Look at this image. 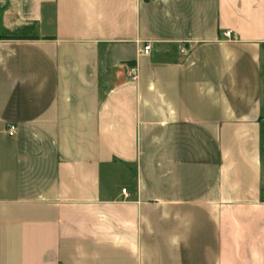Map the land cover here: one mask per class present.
Wrapping results in <instances>:
<instances>
[{
  "label": "crops",
  "instance_id": "crops-1",
  "mask_svg": "<svg viewBox=\"0 0 264 264\" xmlns=\"http://www.w3.org/2000/svg\"><path fill=\"white\" fill-rule=\"evenodd\" d=\"M13 33L0 264H264V0H0Z\"/></svg>",
  "mask_w": 264,
  "mask_h": 264
},
{
  "label": "built area",
  "instance_id": "built-area-1",
  "mask_svg": "<svg viewBox=\"0 0 264 264\" xmlns=\"http://www.w3.org/2000/svg\"><path fill=\"white\" fill-rule=\"evenodd\" d=\"M225 35L227 37H231V32L230 31H227L225 32ZM152 50V45L151 43H147L144 45V47L141 49V52L143 54H149ZM182 52H185L186 49L185 48H182L181 49ZM128 70H129V77L131 80H136L138 77H139V68L136 64L134 65H130L128 67ZM17 126L15 124H9L8 125V130L11 132V133H16L17 132ZM124 192L126 191L125 189L123 190Z\"/></svg>",
  "mask_w": 264,
  "mask_h": 264
},
{
  "label": "trees",
  "instance_id": "trees-1",
  "mask_svg": "<svg viewBox=\"0 0 264 264\" xmlns=\"http://www.w3.org/2000/svg\"><path fill=\"white\" fill-rule=\"evenodd\" d=\"M34 36H27L23 33H13L10 35H0V39H33Z\"/></svg>",
  "mask_w": 264,
  "mask_h": 264
}]
</instances>
